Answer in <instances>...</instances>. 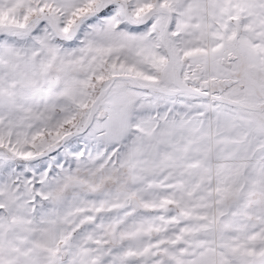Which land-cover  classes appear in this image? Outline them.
<instances>
[{
    "label": "snow or ice",
    "instance_id": "obj_1",
    "mask_svg": "<svg viewBox=\"0 0 264 264\" xmlns=\"http://www.w3.org/2000/svg\"><path fill=\"white\" fill-rule=\"evenodd\" d=\"M0 264H264V0H0Z\"/></svg>",
    "mask_w": 264,
    "mask_h": 264
}]
</instances>
